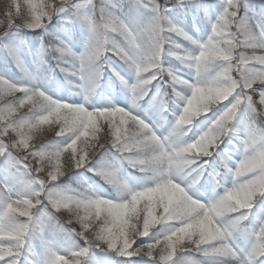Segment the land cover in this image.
<instances>
[{
  "label": "snow or ice",
  "instance_id": "obj_1",
  "mask_svg": "<svg viewBox=\"0 0 264 264\" xmlns=\"http://www.w3.org/2000/svg\"><path fill=\"white\" fill-rule=\"evenodd\" d=\"M167 3V0L163 4L161 0H137V5L149 18L142 26L134 28L117 14L118 6L113 0H104L99 6L94 0H10L2 13L3 17H7V31L0 32V38L25 28H46L54 16L83 17L91 33L97 35L94 47L77 55L60 41L56 51L67 65L65 69L68 74L84 80L87 85L90 84L87 64L95 57L105 52L121 59L139 56L137 33L142 28L154 29L162 16L168 17ZM22 4L29 12V19L21 28L17 27L16 17ZM177 4L182 5L183 0H177ZM243 7V0H225L223 10L211 25L210 34L206 40L200 41L201 47L196 51H203L208 56L216 51L213 41L222 38L230 44L235 55L232 63L237 66V70L245 65L249 68H264V54H256L257 49L264 50V23L256 21L247 12L242 15ZM169 29L170 35L183 37V33L177 35L180 29L174 25H169ZM248 50H252V54ZM9 51L17 63L22 64L20 57L14 51ZM220 95L228 98L221 104L222 111L217 116L219 121L235 120L242 107L251 111L257 100L264 103V88L257 89L253 95L252 88L246 87V83H242L239 78L233 81V87ZM75 105L52 98L42 88L0 76V158H4L9 168L23 170L32 177L24 192H17L9 184L0 182V264H41L39 258L28 259L25 256L28 238L37 229L41 230L39 234L43 238V223L55 220V213L68 211L69 208L78 209L76 222L80 228L74 229L73 222L68 221L61 229L75 233L83 239L84 245L67 254L55 253L51 264H88L95 250L114 252L130 259L146 258L153 264H257L264 257V218H261L258 227L246 229L244 226L255 206L241 209L226 226L219 221L213 225L205 218L209 203H195L194 209H199L197 216L180 222L170 220L171 226L163 230L153 231L150 226L146 232L147 200H142L134 208L131 195L135 190L125 199L118 200L94 193L84 195L77 191H72L70 196L57 195L53 191L57 187L56 182L69 171L64 164L65 155L71 157V170L89 167L95 156H106L108 153H113L132 168L146 169L147 165L136 157L145 144L155 141L153 132L157 131L156 128L130 110L119 106ZM25 108L27 111H23ZM46 126L54 129L56 136L63 138L64 142L46 145L33 143L37 133ZM133 127L140 135L133 132ZM237 139L242 149L245 144L264 145V129L248 124L239 130ZM49 159L54 166L48 169L46 178L42 179L39 175L41 162ZM205 161L202 158L194 166L197 170L193 179L200 178L207 171L209 162ZM232 167H235L234 163ZM89 171L103 176L116 186H120L124 179L109 162L103 160L98 167H89ZM213 177L218 178L216 172ZM216 182L219 184L218 179ZM177 184L180 186L165 178L162 182L157 181L137 190L147 192L148 197L155 202L159 209L157 216L164 214L163 206H169L170 212L165 216L168 219L175 211L176 200L184 195L181 189L187 187L184 182L177 181ZM125 204L128 206L125 207ZM188 224L192 225L190 231L200 232L204 238L198 235L191 242L182 239L185 234L177 230ZM93 231L94 239L90 238ZM229 231L232 235H229ZM238 232L250 236L249 250H240L236 246ZM140 237L146 240H140L133 248L132 245ZM193 253L201 254L204 259H190L189 254Z\"/></svg>",
  "mask_w": 264,
  "mask_h": 264
},
{
  "label": "clouds",
  "instance_id": "obj_2",
  "mask_svg": "<svg viewBox=\"0 0 264 264\" xmlns=\"http://www.w3.org/2000/svg\"><path fill=\"white\" fill-rule=\"evenodd\" d=\"M9 2L10 0H0V32L7 31V17H3L2 13L9 6ZM28 19L29 12L22 4L20 13L16 17L17 27H24ZM117 19H120V17L117 16ZM121 23H124V21L121 20ZM169 25L179 28L180 32L177 35L183 33V40L191 47H185L183 43H177L175 38L170 35ZM129 31H131V28H129ZM137 36L139 38L137 45L139 56L129 57L128 59L118 58L134 72L135 83L129 85L114 68L111 69L113 74L120 80L121 84L133 93L134 107L136 102L148 95L155 81L163 77L167 78L165 80L167 90L158 87L152 96L153 104L159 98L161 123L157 127H163L166 123V118L163 116L164 113L169 111V102L166 98L171 96V103L175 104L179 112L175 114V120L166 133L153 132L155 141L145 144L139 150L136 159L146 164L147 168L134 169L145 173L154 183L157 181L162 182L167 178L176 186H180L177 184V181H180L186 183L187 187L181 189L184 195L176 200L175 211L168 219H165V216H168L170 212L169 206H163L164 214L157 216L156 212L159 209L155 202L148 197L147 192L132 188L126 179H123L122 184L117 186L119 199H125L135 190L134 194L131 195L134 208L142 200H147V218L144 222L146 232L150 226L154 228L159 225L160 227L157 229L160 230L170 227V220L177 222L190 220L193 216H197L199 212V209H194V204L201 202L190 194L200 179H193V174L197 170L194 166L202 158L218 154L219 162L223 169L230 174L232 183L230 187L224 189L222 194L210 200V207L205 212V218L213 225L216 221H219L227 226L236 218V213L245 207L255 206L258 198L264 196V145L245 144L242 149V156L238 161L233 160L232 157H226L225 154H219L218 149L224 143L225 138L232 133L235 120L219 121L218 117L195 138H191L190 134L201 117L207 116L214 108L226 102L228 97L221 96L220 93L233 87V81L237 78L233 75L234 72L237 73L242 83H246V87L252 88V94L255 95L257 89L264 88V68H249L245 65L237 70V66L232 63L235 55L230 44L222 38L213 41V47L216 51L208 56H205L203 51L197 52L196 49L201 47L200 40L184 28L173 23L166 16L161 17L154 29L145 30L142 28ZM96 38L97 35L91 33L85 50L94 47ZM110 50L108 49V51ZM106 53L95 57L87 64L86 71L89 77L95 75L102 78L103 65L100 62L107 56ZM166 60L177 61L184 68L193 70L194 82L179 74V69L173 70L165 67L164 62ZM61 70L68 73L65 68ZM99 87L100 84L97 80L95 88ZM85 103H91L90 96H85ZM85 103L75 106H83ZM65 106L71 107L72 105ZM250 112L255 117L252 124L257 128L264 129V103L257 100ZM138 123H143V121H138ZM49 131H54V129L50 128ZM133 132L140 135L135 127H133ZM41 134V131L38 132L37 137ZM173 161H176V163H173ZM229 161H231V164ZM71 162V157H64L65 167L69 171L71 170ZM233 163L235 164L234 168L232 167ZM242 165L245 167L242 168ZM53 166L51 159L41 162V173L46 172V175L41 177L42 179L46 178L48 169ZM216 173L218 177L221 175L219 171H216ZM101 177L105 179L103 176ZM189 178L191 179L189 180ZM53 179H55V176H53ZM53 191L57 195L70 196L71 192L75 190L56 187ZM81 193L88 194L87 191ZM127 206L125 204V207ZM62 214L66 218V222L72 221L73 228L77 230V225H79L76 222L79 215L78 209L69 208L68 211ZM213 216L215 217L214 220L212 219ZM191 228L192 225L188 224L185 228H180L177 231L184 233L182 239H187L189 242L198 235L201 236V239L204 238L200 232L190 231ZM239 230L242 231L243 229ZM210 232L211 229H209ZM229 235H232L231 231H229ZM90 238L94 239V231L90 233Z\"/></svg>",
  "mask_w": 264,
  "mask_h": 264
},
{
  "label": "trees",
  "instance_id": "obj_3",
  "mask_svg": "<svg viewBox=\"0 0 264 264\" xmlns=\"http://www.w3.org/2000/svg\"><path fill=\"white\" fill-rule=\"evenodd\" d=\"M120 8L117 9L118 14L128 22L132 27H140L144 21L148 19V15L137 5L135 0H113ZM177 4L176 0H169L166 6L169 7L168 18L176 23L178 26L184 28L187 32L194 35L198 40L204 41L207 39L211 31V25L223 10L225 0H191L187 5ZM164 2V0H161ZM244 7L241 9V14L245 12L258 22L264 23V0H243ZM133 14H137L132 20ZM138 19H145L138 22ZM173 37L185 47H191L183 40L182 37ZM60 41H63L68 47L72 49L77 55L83 53L86 48L88 38L83 26L81 17L61 18L54 16L46 28H39L36 30H29L27 28L21 29L17 32H11L9 35L0 38V47H3V53L0 51V76L7 79H17L21 83H27L30 86L42 88L52 98L66 101L70 92L83 93L85 88L82 86V79L71 77L68 73L61 69L67 65L61 60L60 53L56 51V46ZM24 44L27 49L24 48ZM12 50L20 57L22 64H18L13 55L10 54ZM252 54V50H248ZM107 56L101 60L103 65L102 78L92 75L89 77L90 84L88 85L87 93L91 97L92 102L96 107H113L119 106L132 111L134 114L138 112L149 113V119L155 124L158 134L166 133L168 128L175 120V113L173 103H171V96L166 98L169 102V111L164 113L166 123L163 127H157L161 123L159 117V98L155 104L152 103V96L155 94L158 87L166 88V77L158 79L151 86V91L142 100L136 102L133 107L134 96L129 88L121 84L120 80L113 74L111 69L119 72L129 85L135 83V74L127 65H125L118 58L111 56V53H106ZM257 55L264 54V50L257 49ZM164 66L173 69H180L187 77L194 82V71L184 68L179 62L166 60ZM237 76V73H233ZM99 81L100 87L95 88V82ZM71 81V82H69ZM19 95V94H17ZM11 99V97H9ZM23 111H27L25 108ZM222 105L214 108L207 116H203L196 122L193 131L190 134L191 138L196 133H201L206 130L210 123L220 114ZM142 117L141 115L137 114ZM255 117L251 113H245L241 108L240 113L233 122V131L225 138L224 143L218 149L219 154H227L236 152L242 155V148L236 134L239 130L248 124H251ZM258 122V121H257ZM49 127L41 130V135L37 137L33 143L39 145L63 143V138L57 137L55 131H49ZM66 156V155H65ZM208 166L207 171L200 177L198 184L191 190L190 194L194 198L203 201L202 199L210 200L215 196L222 194L224 189L222 183L230 180L226 177V170L223 169L219 162L218 154L211 157H205ZM107 161L111 167L115 169L121 177L126 179L130 186L134 189H140L146 186H151L154 181L151 180L145 173L134 169L126 162H122L113 153H108L106 156L98 154L94 157L93 163L89 167H98L101 161ZM231 164V161H229ZM36 166V162L33 161ZM89 167L81 168L79 170L72 169L67 171L57 182L56 186L73 190L80 184H84L85 188L92 190L97 196H102L112 200H118L117 186L109 183L93 171H89ZM219 171L221 175L218 178L213 177V173ZM41 177L45 173L39 174ZM195 173L193 174V176ZM0 178L2 183H7L14 187L17 192H24L32 179L23 170H16L9 168L6 165L4 158H0ZM191 178H189L190 180ZM219 180L217 184L216 180ZM63 213V212H62ZM62 213H55L56 219L53 221H46L43 225V238L41 237L40 229L28 238L26 245L25 256L29 259L40 258L41 263L49 258V255L55 253L67 254L70 250L84 245L82 238L75 233L63 231L61 226L66 223V218ZM264 218V196L259 197L249 219L244 222L246 229H251L256 226V222ZM24 219V218H22ZM160 226H155L152 230L155 231ZM80 226L77 225V230ZM146 240L140 237L136 243L132 245L135 248L140 240ZM235 244L239 249L247 251L251 247L250 236L247 233L238 232L235 237ZM190 259L203 260L204 258L199 253L189 254ZM23 259V258H22ZM264 257H261L257 264H261ZM88 264H153L146 258L134 257L127 258L119 256L114 252H105L95 250L94 256L89 259Z\"/></svg>",
  "mask_w": 264,
  "mask_h": 264
},
{
  "label": "rangeland",
  "instance_id": "obj_4",
  "mask_svg": "<svg viewBox=\"0 0 264 264\" xmlns=\"http://www.w3.org/2000/svg\"><path fill=\"white\" fill-rule=\"evenodd\" d=\"M136 2H137V0H135ZM189 1H191V0H185L184 1V3H185V5H187V2H189ZM104 2V0H94V3H96L98 6L99 5H101L102 3ZM113 3H115L118 7H117V9H119L120 8V6L115 2V1H113ZM162 4L164 3V2H161ZM168 9H169V7L168 6H166ZM117 9H116V11H117ZM169 10H172V9H169ZM169 12V11H168ZM169 13H174V11L173 12H169ZM117 14H118V12H117ZM119 15V14H118ZM137 14H133V16H132V20L131 21H134V18H135V16H136ZM61 17V16H60ZM62 19L64 18H66V17H61ZM72 19L74 18V17H71ZM82 18V20H83V26H84V28H85V33L87 34V38H88V40H89V38H90V36H91V31H90V27H89V25H88V23H87V20L86 19H84L83 17H81ZM67 19H69V18H67ZM143 20H145V19H143ZM143 20H141V19H138V22H142ZM147 22V19L144 21V23H146ZM175 24H179L177 21H176V23ZM131 26V25H130ZM132 27V26H131ZM201 41V40H200ZM24 48L25 49H27V47H26V45L24 44ZM0 50L3 52V49L2 48H0ZM166 67V66H165ZM167 68H170V67H167ZM171 69H173V68H171ZM173 70H177V69H173ZM179 74H181V75H183L186 79H188V80H190L188 77H187V74H184L180 69H179ZM136 78V77H135ZM11 80H13V79H11ZM90 80V79H89ZM136 80V79H135ZM191 81V80H190ZM15 82H20V81H18V80H15ZM21 83V82H20ZM88 85L89 84H85V81L84 80H82V86L85 88V91L83 92V93H76V92H70L69 93V95H68V98H67V100H66V102H69V103H74V104H80V103H85V96H89V94L87 93V90H88ZM85 105L86 106H88V107H96L95 105H94V103L92 102V100H91V103H85ZM173 108H174V112H175V114H178V112H179V109L175 106V104H173ZM242 109L244 110V112L245 113H251L249 110H247L245 107H242ZM132 112H135L134 111V109L132 110ZM137 114H139V115H141L142 117H143V119H145V121L146 122H148L149 124H150V120H149V113H140V112H138ZM151 125H153V124H151ZM200 133H196L193 137L195 138L197 135H199ZM237 136H238V134H236V138H237ZM241 156L242 155H239L238 153H236V152H232V153H227L226 154V157H232V159L233 160H239L240 158H241ZM225 175H226V177H229V180L231 181L232 180V178H231V176H230V174H228L227 172L225 173ZM0 182H1V178H0ZM231 186V183H229L228 181H226V182H223V184H222V187H223V189H225L226 187H230ZM73 190H75V191H80V192H84V191H87L89 194H91L92 193V190H90V189H88L87 190V188H84V187H82V184L81 185H78L77 187H75ZM204 203H208L206 200H204ZM47 221V220H46ZM46 221L44 222V223H46ZM44 223H43V225H44ZM259 224H260V222L257 224L258 226H259ZM237 246V245H236ZM238 247V246H237ZM238 249H239V247H238ZM241 250V249H240ZM53 257H54V255H49V258L46 260V261H44V262H42L41 264H51V261H52V259H53ZM27 258L29 259V257L27 256ZM39 260L41 261V259L39 258Z\"/></svg>",
  "mask_w": 264,
  "mask_h": 264
}]
</instances>
